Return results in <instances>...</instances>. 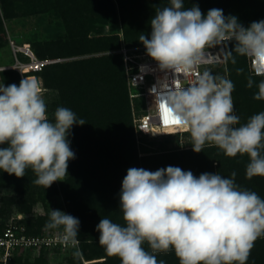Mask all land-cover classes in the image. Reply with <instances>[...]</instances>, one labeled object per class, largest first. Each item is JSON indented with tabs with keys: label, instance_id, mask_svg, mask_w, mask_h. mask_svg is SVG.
Wrapping results in <instances>:
<instances>
[{
	"label": "clouds",
	"instance_id": "1",
	"mask_svg": "<svg viewBox=\"0 0 264 264\" xmlns=\"http://www.w3.org/2000/svg\"><path fill=\"white\" fill-rule=\"evenodd\" d=\"M150 26V38L141 34L139 41L160 70L176 76L170 84L165 79L155 93L158 115L166 113L188 132L194 152L208 144L229 157L246 154L247 178L264 177V111L240 124L233 114V82L209 71L195 75L186 86L177 83L180 74L187 77L205 61L206 50L218 46L225 61L245 57L254 74L264 77V20L245 27L222 9L205 15L198 5L186 8L184 0H170V6L155 10ZM254 83L249 77L247 87ZM256 87L253 98L264 100V79ZM85 123L66 107H57L50 119L36 78L24 77L18 86L0 84V145H6L0 147V171L21 178L31 169L33 183L45 189L62 181L75 158L70 130ZM171 133L182 132L161 135ZM235 176L197 177L174 166L156 171L131 167L120 192L124 223L101 219L98 243L121 264H165L156 254L168 252H174L179 264H247L255 242L264 237V199L242 189ZM45 227L60 231V242L80 255L78 218L51 209Z\"/></svg>",
	"mask_w": 264,
	"mask_h": 264
},
{
	"label": "trees",
	"instance_id": "2",
	"mask_svg": "<svg viewBox=\"0 0 264 264\" xmlns=\"http://www.w3.org/2000/svg\"><path fill=\"white\" fill-rule=\"evenodd\" d=\"M19 1L0 0V6L6 18L14 16V10ZM30 1H41L42 6L51 5L54 8H64L61 12L63 18L68 22V28L66 33L53 40L30 43L40 59L60 58L62 60L45 65L41 71H30L25 76L36 75L41 78L43 87L47 90L58 91V99L51 103L53 109L49 108L48 110L66 107L76 113L78 120L83 119L86 122L82 126L77 124L72 127V131L77 136L76 145L80 157L69 161L67 169L69 176L61 183L60 187H54L55 191H59L60 188L68 202L75 197L81 199L83 196V198L88 197L92 200L96 198L107 205L109 197L104 186L109 181L107 179L109 173H112L117 181H122L127 170L131 167L156 171L174 166L185 171L190 170L193 174H197V177L202 173H218L223 177L230 178L231 174L235 172L234 179L237 185L242 189L256 192L264 199V177L247 178L246 166L249 163V157L246 154L229 157L214 145H206L200 153L194 152L192 148H187L139 157L134 136L135 127L134 119L131 116L130 92L125 64L116 54L88 55L91 52L111 49L120 45L118 36H93L90 33L95 27V23L98 20H103L102 17L98 18V14L103 12L104 7L98 4L97 0ZM109 1L112 6L113 0ZM116 1L120 6H125V0ZM140 1L130 0L132 6H135L136 3L141 4ZM256 1L264 5V0ZM113 5L115 6L114 1ZM34 6L37 7L36 4ZM105 16V20H107L108 15ZM4 32V21L0 14V47L6 41ZM126 34L130 35L129 32ZM232 47H234V43L229 44V48ZM19 56L23 60L27 58L23 53H20ZM240 59L241 56H235V62L230 60L229 74L230 80L234 84L232 95L236 115L240 118V124H244L251 116L264 111V100L253 98L258 91L256 85L264 77L250 75L246 62H241ZM1 74L5 86L13 83L18 86L22 79L20 73L15 70L3 71ZM249 77L255 81L252 88L247 87ZM5 146L0 145V147ZM109 170L113 171L109 172ZM88 172L96 174L90 176ZM25 175L29 181L35 177L31 169H27ZM98 176L101 178L98 179ZM122 176L124 177L122 178ZM3 182L15 185L17 194L20 192L26 195L18 199L21 204L20 209L30 211L32 204L36 201L30 186L21 179L17 180L16 176L9 177L5 173L0 176V183ZM97 211L103 217L113 215V213L106 212L103 207L94 211L91 205L84 209L76 208L73 211L75 215L82 212V217L78 218L80 221L79 236L83 237L89 234L88 230H85L87 223L82 221L89 220L88 218L96 215ZM0 221L5 224L8 220L0 215ZM20 222L26 226L27 233L39 235L42 225L47 221L44 216L38 215L37 218L23 217ZM144 247L151 251L147 244ZM103 252V248L100 247L92 254H105ZM161 255L165 259L174 260V264H179L174 252ZM108 259L106 258V260ZM110 263L113 264L111 261ZM247 264H264V237L255 242Z\"/></svg>",
	"mask_w": 264,
	"mask_h": 264
},
{
	"label": "rangeland",
	"instance_id": "3",
	"mask_svg": "<svg viewBox=\"0 0 264 264\" xmlns=\"http://www.w3.org/2000/svg\"><path fill=\"white\" fill-rule=\"evenodd\" d=\"M97 1H99L98 4H101L104 7L103 12L101 11V13L98 14V18L102 17L103 20H98L95 23V27L90 31L91 35H103L106 37L118 36L120 45L111 49L91 52L88 55L116 54L123 62V45H127V47L133 52L146 51L143 44L139 41V36L144 34L146 37L150 38V20L154 17L155 10L157 8L162 9L166 6H170V0H141V4L136 3L135 6L131 5L130 0H125V6H120L116 0H113L115 2V6L113 5V1L112 6L111 1L109 0H107L108 2H103V0ZM35 4L37 5L36 8L34 6ZM184 5L186 8L198 5L201 12L205 15L210 9H222L226 17L235 16L245 27L249 26L252 22L264 20V5L261 2L258 3L256 0H184ZM63 9L64 8L59 7L54 8V6L51 5L42 6L41 1L31 2L30 0H20L17 7H15L14 16L6 18L0 6V14L4 21V36L6 39L4 44L0 47V84H4L3 76L1 74L3 71H18L23 79V75L18 69L11 68L16 61L13 48L10 44L11 39L15 40L19 44L25 42L33 44L35 41L53 40L59 35L66 33L68 22L62 16L61 11ZM105 15H108L107 20H105ZM253 18L254 20H251ZM127 32L130 33L129 36H127ZM230 43L234 42H229V44ZM240 60L241 62H246L250 75H253L254 73L251 69L250 60L245 57H241ZM229 63L230 60L213 64L210 68L211 73L215 76L230 79ZM28 78H36L39 81V77L36 75H30ZM41 86L48 109H53V107H51V103L58 99V91L51 89L47 90L43 87L42 81ZM138 91L139 89L129 88V92L136 93ZM129 99L131 116L133 119L135 115L144 111L145 104L142 96L131 97L130 95ZM232 99L234 103L233 95ZM54 111L55 110H48L49 118L53 117ZM233 114L236 115L235 105ZM236 127H238V125H236ZM134 136L137 142L139 157L152 155L158 152L192 148L191 138L188 132L142 136L140 141L137 140L136 132ZM76 137V134L71 129L68 136L70 148L75 153V158H79L80 154L76 145ZM111 171L113 170H109V172ZM67 172L68 175H66L62 181H56L46 189L43 186H38L33 183L36 176L32 179V181H29L26 175L21 178H17V180L21 179L23 182L27 183L33 191L34 199L36 201L32 204L30 211H23L20 209L21 204L18 199L21 196L25 197L26 195L20 192L17 194L15 185L9 184L8 182H3L2 184L0 183V215L7 218V220L17 218L19 214H22L27 218H37L38 215H42L45 217V221L48 222L51 209H59L67 214L79 218L82 217V212L75 215L73 211L76 208L84 209L90 205L94 211H96L97 208L103 207L106 212L113 213V215L103 217L97 211L98 213L93 215L91 218L89 217V220H86L87 222L82 221L83 223H87L85 230H88L87 232L89 234L83 237L78 236L79 256L74 255L76 249L72 247H43L39 249L22 248L15 251L11 259L8 260L7 264H112L110 261L113 262V264H121L118 257L109 256L104 247L98 243L99 233L96 231V226L103 218H108L114 223H120L123 225L124 222L122 219V212L120 210V192L122 181H117L113 174L109 173L107 177L109 181L107 184L105 183L104 186L109 197L107 200L109 203L107 205L101 200H96V198H93L92 200L90 198L88 199V197L83 198V196L81 199L80 197H75L68 202L60 188L59 191H55L54 189L55 186L60 187L61 183L68 178L69 171L67 170ZM4 173L9 175L8 173L1 171L0 176ZM89 174L91 176L93 173ZM95 174L96 173L93 175ZM11 176L14 177L15 175H9V177ZM195 176H197V174ZM123 177L124 176H122V178ZM100 178L101 177L98 176V179ZM94 180L96 179L94 178ZM46 223L42 225L40 229L41 233L39 235L61 233L58 230L47 229L45 227ZM100 247L103 248V253L105 254H92ZM161 254L162 253L156 254L158 260H163L165 264H174V260L165 259L164 257H161ZM106 258L109 259L106 260Z\"/></svg>",
	"mask_w": 264,
	"mask_h": 264
},
{
	"label": "built area",
	"instance_id": "4",
	"mask_svg": "<svg viewBox=\"0 0 264 264\" xmlns=\"http://www.w3.org/2000/svg\"><path fill=\"white\" fill-rule=\"evenodd\" d=\"M10 44L15 55V63L11 68L18 69L23 77L30 71H41L49 63L57 62L60 58L40 59L34 52L30 43H17L11 39ZM124 64L127 74L128 85L130 89H139L138 92H130L131 97L142 96L145 108L144 111L134 116V127L137 140L142 136H156L173 130L184 132L186 130L171 123H165V114L157 112V106L154 102L155 93L161 91L165 79L171 83L176 78L170 70H160L158 64L147 56L146 51L133 52L127 45H123ZM220 47L206 50L205 61L195 68L187 77L180 74L177 83H183L185 86L188 80L193 79L195 75L204 71H211L210 68L215 63L226 62L219 54ZM23 53L27 58L21 59L19 54ZM252 72L254 70L251 66ZM41 83V78L39 77ZM155 90V92L153 91ZM24 216L19 214L17 218L8 220L5 224L0 221V262L7 264L15 251L22 248H49L63 247L61 242V233L32 235L27 233L26 226L20 222Z\"/></svg>",
	"mask_w": 264,
	"mask_h": 264
},
{
	"label": "snow or ice",
	"instance_id": "5",
	"mask_svg": "<svg viewBox=\"0 0 264 264\" xmlns=\"http://www.w3.org/2000/svg\"><path fill=\"white\" fill-rule=\"evenodd\" d=\"M165 123H171V124H175V123H178L177 121H174L172 119H170L168 117V115L165 113Z\"/></svg>",
	"mask_w": 264,
	"mask_h": 264
}]
</instances>
